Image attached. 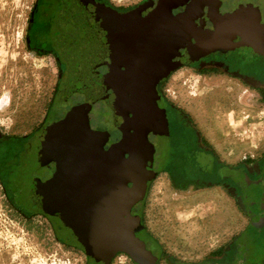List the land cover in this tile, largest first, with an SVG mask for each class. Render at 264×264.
Returning <instances> with one entry per match:
<instances>
[{
	"label": "flooded vegetation",
	"instance_id": "obj_1",
	"mask_svg": "<svg viewBox=\"0 0 264 264\" xmlns=\"http://www.w3.org/2000/svg\"><path fill=\"white\" fill-rule=\"evenodd\" d=\"M215 1H166L174 16L196 11L195 24L202 29L201 39L192 40L195 50H178L170 70L156 85L159 114L147 127L152 161L147 162L150 169L145 171L152 179L146 183L143 199L131 209L132 226L98 207L84 188L59 174L67 171L57 160L53 141L45 137V129L63 120L73 108L82 107L90 129L104 134V151L119 143L122 132L109 102L113 92L105 89L104 78L111 73L109 63L119 62L122 56L119 51L109 55L107 50L116 48L118 43L113 41L114 35L103 31V25L135 14L143 18L156 9L158 0H143L129 8H117L108 0L35 1L26 43L29 49L49 57L56 65L54 96L40 128L23 136L0 135V181L6 196L18 209L46 219L61 242H75L85 257L84 264H109L119 254H126L132 264H188L165 254L146 229L143 206L159 168L169 176L170 187L179 191L218 188L232 197L246 216L247 226L238 235L239 241L225 243L199 264H264V156L234 167L225 163L220 159L224 157L205 143L167 95L165 82L183 66L199 73L219 71L249 89L257 83L264 84V44L244 35L242 41L237 37L229 42L226 52L214 51L208 45L209 33L215 29ZM219 2L220 14L231 13L238 6L220 11L223 1ZM88 5L95 11H87ZM259 13L260 23L264 24L260 8ZM104 14L114 17L104 20ZM109 38L111 45L106 41ZM132 186L129 182L128 187Z\"/></svg>",
	"mask_w": 264,
	"mask_h": 264
},
{
	"label": "rangeland",
	"instance_id": "obj_2",
	"mask_svg": "<svg viewBox=\"0 0 264 264\" xmlns=\"http://www.w3.org/2000/svg\"><path fill=\"white\" fill-rule=\"evenodd\" d=\"M35 1L0 0V135L23 136L40 128L54 96L56 65L26 43ZM108 1L129 8L143 0ZM221 1L220 11L249 2L264 13V0ZM225 75L183 66L165 83L173 105L226 160L220 159L234 167L264 156V84L249 89ZM236 86L253 96L236 103ZM168 181L159 168L143 206L146 229L165 254L184 259L182 263L199 264L225 243L239 241L247 219L232 197L218 188L179 191ZM74 244L61 242L43 217L12 204L0 181V264H84L85 257ZM109 264L132 262L119 254Z\"/></svg>",
	"mask_w": 264,
	"mask_h": 264
},
{
	"label": "water",
	"instance_id": "obj_3",
	"mask_svg": "<svg viewBox=\"0 0 264 264\" xmlns=\"http://www.w3.org/2000/svg\"><path fill=\"white\" fill-rule=\"evenodd\" d=\"M166 1L178 0H158L156 9L143 18L135 14L103 25V31L114 35L113 41L118 43L116 48L104 52L111 55L119 51L122 56L119 62L109 63L111 73L104 78L105 89L113 92L109 102L122 132L119 143L104 151L101 140L104 134L90 129L82 107L73 108L63 120L45 129V137L53 141L51 146L56 150L57 160L67 171L59 174L84 188L98 207L131 226V209L143 199L146 183L152 179L145 171L150 169L147 162L152 161L147 127L159 114L156 85L170 70L178 50H195L192 40L201 39L202 29L195 24L196 11L174 16ZM215 2L212 17L215 29L207 39L214 51L226 52L229 42L244 35L264 44V24L260 23L258 7L241 4L231 13L220 14V2ZM87 11L95 10L88 5ZM103 17L111 20L114 16ZM106 41L111 45L112 39ZM148 75L154 78L149 79ZM129 114L133 115L131 119ZM129 182L133 184L131 188Z\"/></svg>",
	"mask_w": 264,
	"mask_h": 264
},
{
	"label": "bare ground",
	"instance_id": "obj_4",
	"mask_svg": "<svg viewBox=\"0 0 264 264\" xmlns=\"http://www.w3.org/2000/svg\"><path fill=\"white\" fill-rule=\"evenodd\" d=\"M205 83H208V81H205ZM200 86V85H199ZM201 87V86H200ZM234 94H235V100L236 103H245L247 99L251 98L253 95L250 94L247 90L241 88L240 86L234 87ZM200 93L203 91L202 89L199 90Z\"/></svg>",
	"mask_w": 264,
	"mask_h": 264
}]
</instances>
